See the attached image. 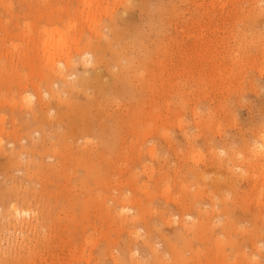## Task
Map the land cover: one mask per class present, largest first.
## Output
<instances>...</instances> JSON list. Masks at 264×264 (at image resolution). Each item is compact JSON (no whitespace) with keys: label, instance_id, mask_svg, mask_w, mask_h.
I'll return each mask as SVG.
<instances>
[{"label":"rangeland","instance_id":"374dc122","mask_svg":"<svg viewBox=\"0 0 264 264\" xmlns=\"http://www.w3.org/2000/svg\"><path fill=\"white\" fill-rule=\"evenodd\" d=\"M85 1L0 0V206L18 196V207L31 208L27 263L264 264V0ZM51 37L56 66L69 68L66 82L48 73ZM66 53L73 63L63 62ZM15 147L28 153L19 164ZM6 221L0 217V264L25 263L12 249L24 237L8 234ZM189 225L202 230L192 235Z\"/></svg>","mask_w":264,"mask_h":264},{"label":"bare ground","instance_id":"6f19581e","mask_svg":"<svg viewBox=\"0 0 264 264\" xmlns=\"http://www.w3.org/2000/svg\"><path fill=\"white\" fill-rule=\"evenodd\" d=\"M86 1H87V0H86ZM86 1H85V3H86ZM88 1H90V0H88ZM89 3H90V2H89ZM91 4H92V3H91ZM84 5H85V4H84ZM87 5H88V3H87ZM86 7L88 8L89 6H86ZM90 8H91V7H90ZM9 10H10V9H9ZM90 10H91V9H90ZM12 11H14V10H12ZM85 11H86V10H85ZM91 11H93V9H92ZM260 12H261V13H264V10H261ZM11 13L13 14V12H10V14H11ZM15 13H16V12H15ZM89 13H90V12H89ZM89 13H88V14H89ZM47 14H48V13H47ZM257 14H259V13H257ZM49 15H50V14H49ZM56 15H57V14H56ZM62 15H63V14H62ZM16 16H17V15H16ZM53 16H54V14H53ZM45 17H46V16H45ZM49 17H50V16H49ZM63 18H64V17H63ZM62 20H63V19H62ZM53 22H54V21H53ZM55 22H56V21H55ZM70 22H71V21H70ZM91 23H92V25H93L94 21L92 22V20H91ZM69 25H70L71 27L74 26V24H71V23H70ZM44 26H45V25H44ZM93 30H94V29H93ZM43 31H44L47 35L53 36L56 32H60V29L57 28V27H54V28H51V29H48V28L45 27V28L43 29ZM56 45H57V44H56L55 41H53L52 37H51L49 40L44 41V50H45V53L48 55V56L46 57V60H47V63H48V65H49V69L47 68V70H48V73L50 72L49 74H52V75L58 76L60 79H62V81L66 82V78H65V77L68 76V74L66 73V71H64V67H65V69L67 68V67H66V64L62 65V64H63L62 61H61V60H58L57 63H58V64L60 63L62 66H56V65H57V64H56V57H57V56L55 55V52H54V53H50V52H49V47L52 46L53 48H55ZM107 46H108V45H107ZM110 52H111V51H110ZM103 57H104V56H103ZM115 57H116V56H115ZM65 60H66V61H63V62H65V63H73V62H71V59H70V53H66V55H65ZM116 61H117V60H116ZM111 65H112V64H111ZM121 68H122V66H121ZM67 69H69V68H67ZM121 70H122V69H121ZM125 71H126V70H125ZM48 73H47V74H48ZM114 73H116V72H114ZM125 74H126V73H125ZM46 77H47V76H46ZM117 77H118V75H117ZM49 78H50V77H49ZM51 78H52V77H51ZM55 78H56V77H55ZM120 78H121V77H120ZM125 78H126V77H125ZM117 79H118V78H117ZM126 79H127V78H126ZM56 81H57V80H56ZM56 81H55V82H56ZM58 81H59V80H58ZM129 81H130V80H129ZM46 82H47V81H46ZM48 82H49V81H48ZM52 82H53V81H52ZM127 82H128V80H127ZM35 83H36V82H35ZM50 83H51V82H50ZM32 85L34 86V84H32ZM44 85H45V83H44ZM47 87H48V86H47ZM53 87H54V86H53ZM71 87H73V88L76 87V83H71V84H70V88H71ZM1 88H2V87H1ZM34 89H35V88H34ZM36 89H37V88H36ZM39 89H40V88H39ZM71 89H72V88H71ZM1 90H2V89H1ZM20 90H21V89H20ZM22 90H23V88H22ZM113 91H114V90H113ZM28 92H29V91H28ZM38 92H39V91H38ZM50 92H51V91H50ZM99 92H100V91H99ZM24 93H25V91H24ZM52 93H54V92H52ZM72 93H73V92H72ZM72 93H71V94H72ZM100 93H101V92H100ZM0 94H1V93H0ZM40 94H41V93H40ZM50 94H51V93H50ZM91 94H92V93H91ZM22 95H23V94H22ZM42 95H43V93H42ZM53 95H54V94H53ZM56 95H57V94H55V96H56ZM58 95H59V94H58ZM72 95H73V94H72ZM72 95H71V96H72ZM87 95H89V94H87ZM102 95H103V94H102ZM40 96H41V95H40ZM105 96H106V95H105ZM110 96H111V95H110ZM52 97H53V96H52ZM56 97H57V96H56ZM87 97H88V96H87ZM100 97H101V96H100ZM113 97H114V96H113ZM22 98H23V97H22ZM24 98H25V97H24ZM61 98H62V97H61ZM61 98H60V99H61ZM67 98H68V97H67ZM72 98H73V97H72ZM42 99H43V98H42ZM48 99H49V98H48ZM74 99H75V98H74ZM43 100H45V99H43ZM62 100H65V99L62 98L61 101H62ZM86 100H87V99H86ZM25 101H26V100H25ZM40 101H41V100H40ZM45 101H46V100H45ZM65 101H66V100H65ZM82 101H83V100H82ZM21 102H22V101H21ZM41 102H42V101H41ZM43 102H44V101H43ZM83 102H84V101H83ZM45 103H46V102H45ZM50 103H51V102H50ZM61 103H62V102H61ZM97 103H98V102H97ZM47 104H48V103H47ZM62 104H63V103H62ZM100 104H101V103H100ZM12 105H13V104H12ZM16 105H17V104H16ZM13 106H14V105H13ZM22 106H23V105H22ZM25 106H26V105L23 106L22 110L24 109ZM51 106H52V105H51ZM17 107H19V105H18ZM28 107H30V106H28ZM39 107H40V106H39ZM45 107L47 108V106H45ZM48 107H49V106H48ZM52 107H53V106H52ZM52 107H51V109H53ZM57 107H58V106H57ZM64 107H65V106H64ZM88 107H89V106H88ZM10 108H12V107H10ZM20 108H21V107H20ZM20 108H19V109H20ZM40 108H41V107H40ZM27 109H28V108H27ZM27 109H24V112H27V113H28V112L31 111L30 109H29L30 111H29V110H28V111H25V110H27ZM44 109H45V108H44ZM64 109H65V108H64ZM83 109H84V108H83ZM45 110H46V109H45ZM49 110H50V109H49ZM15 111H16V109H15ZM18 111H19V110H18ZM85 111H86V110H85ZM104 111H105V110H104ZM16 112H17V111H16ZM24 112H23V113H24ZM45 112H46V111H45ZM37 113H38V112H37ZM39 113H40V111H39ZM42 113H44V112H42ZM57 113H60V112H57ZM81 113L83 114V112H81ZM14 114H15V113H14ZM28 114H29V113H28ZM30 114H32V112H30ZM35 114H36V112H35ZM47 114H49V113H47ZM61 114H64V113H61ZM86 114H87V113H86ZM86 114H85V115H86ZM101 114H102V113H101ZM24 115H25V113H24ZM32 115H33V114H32ZM42 115H43V114H42ZM49 115H50V114H49ZM98 115H99V114H98ZM55 116H57V115H55ZM55 116H54V117H55ZM58 116H59V115H58ZM63 116H64V115H63ZM72 116H73V115H72ZM14 117H15V115H14ZM43 117H44V116H43ZM47 117H49V116L45 115V119H46ZM69 117H70V116H69ZM73 117H74V116H73ZM87 117H88V116H87ZM90 117H91V116H90ZM26 118H27V117H26ZM37 118H38V117H37ZM65 118H66V117H65ZM29 119H30V118H29ZM49 119H50V118H48L47 120H49ZM52 119H53V118H52ZM55 119H56V118H55ZM61 119H62V118H61ZM72 119H73V118H72ZM47 120H46V123H47L46 125H49L50 123H48L49 121H47ZM30 121H31V120H29L28 122H30ZM32 121H33V120H32ZM32 121H31V122H32ZM35 121H37V120H35ZM78 121H79V118H78L77 122H78ZM52 122H53V121H52ZM52 122H51V123H52ZM54 122H55V120H54ZM54 122H53V123H54ZM61 122H62V120H61ZM67 122H68V121H67ZM84 122H85V121H84ZM36 123H37V122H36ZM26 124H28V123H26ZM29 124H30V123H29ZM63 124H66V123H63ZM68 124H69V123H68ZM1 125H2V127H3V124H0V127H1ZM50 125H51V124H50ZM65 126H66V125H65ZM52 127H54V126H52ZM55 127H56V125H55ZM57 127H58V126H57ZM57 127H56L55 129H59V127H58V128H57ZM61 127H62V126H61ZM68 127H69V126H68ZM81 127H82V126H81ZM91 127H92V126H91ZM3 128H4V127H3ZM14 128H15V127H14ZM14 128L12 127V129H14ZM25 128H26V127H25ZM49 128H51V127L49 126ZM93 128H94V127H93ZM34 129H35V128H34ZM34 129L32 128V130H34ZM14 130H15V129H14ZM30 130H31V129H29L28 135H30L29 133H33V131H32V130L30 131ZM64 130H66V129H64ZM12 131H13V130H12ZM42 131H43V130H42ZM58 131H59V130H57V133H58ZM61 131H62V130H61ZM20 132H21V131H20ZM20 132H18V134H20ZM34 132H35V130H34ZM36 132H37V131H36ZM49 132H50V131H49ZM54 132H56V131L54 130ZM72 132H73V130H72ZM76 132H77V131H76ZM7 133H8V132H7ZM15 133H16V132H14V134H12V138H13L14 140L17 139V137H18V134H17V133H16L17 137H16V136H15V138L13 137V136L15 135ZM59 133H61V132H59ZM78 133H79V132H78ZM8 134H9V133H8ZM21 134H22V133H21ZM23 134H24V133H23ZM32 135H34V134H32ZM32 135H30V136H32ZM42 135H43V132H42ZM49 135H50V134H49ZM55 135H56V133H55ZM60 135H61V134H60ZM60 135H59V136H60ZM76 135H77V134H76ZM34 136H35V135H34ZM43 136H44V135H43ZM47 136H48V133H47ZM50 136H51V135H50ZM70 136H71V135H70ZM82 136H83V137H82ZM82 136H81L82 138L79 137V140H81V139L84 138V135H82ZM21 137H22V136H21ZM32 137H33V136H32ZM32 137H31V138H32ZM37 137H38V136H37ZM48 137H49V136H48ZM55 137H56V136H55ZM61 137H62V136H61ZM61 137H58V138H61ZM73 137H74V136H73ZM85 137H87V135H86ZM9 138H10V137H9ZM9 138H8V139H9ZM19 138H20V136L18 137V139H19ZM29 138H30V137H29ZM34 138H35V137H34ZM38 138H39V137H38ZM44 138H45V136H44ZM51 138H52V137H51ZM56 138H57V137H56ZM88 138H89V137H88ZM10 139H11V138H10ZM20 139H21V138H20ZM25 139H26V138H25ZM41 139H42V138H41ZM74 139H75V138H74ZM76 139H78V138H76ZM27 140H28V138H27ZM32 140H36V138H35V139H32ZM32 140L30 139L29 141H30V142H33ZM37 140H39V139H37ZM43 140H45V139H43ZM43 140H40V141L44 142ZM60 140H62V139H60ZM71 140H72V139H71ZM12 141H13V140H12ZM17 141L20 142V140H17ZM21 141H22V140H21ZM53 141H54V140H53ZM69 141H70V140H69ZM13 142H14V141H13ZM70 142H71V141H70ZM70 142H69V143H70ZM87 142H88V144H89V141H87ZM36 143H37V141H36ZM36 143H35V144H36ZM38 143L40 144V142H38ZM46 143H47V142H46ZM54 143H56V141H55ZM71 143H72V142H71ZM76 143H77V142H76ZM76 143H75V145H76ZM84 143H85V144H83V145L87 146V145H86V141H85ZM14 144H15V142H14ZM19 144H20V143H19ZM21 144H22V143H21ZM30 144H32V143H30ZM64 144H65V143H64ZM64 144H62V145H64ZM66 144H67V143H66ZM37 145H38V144H37ZM37 145H35V149H36V146H37ZM48 145H49V143H48ZM62 145H61V146H62ZM71 145L74 146L73 144H71ZM91 145H92V144H91ZM91 145L89 144L88 146H91ZM18 146L21 147L20 145H18ZM27 146H29V145H26V147H27ZM30 146L32 147V146H34V145L32 144V145H30ZM39 146H40V145H39ZM41 146H42V144H41ZM41 146H40V147H41ZM43 146H44V145H43ZM52 146H53V145H52ZM64 146H65V145H64ZM78 146H82V145H81V144H80V145L77 144V147H78ZM92 146H93V145H92ZM260 146H261V149H262V147H264V144H260ZM0 147H1V146H0ZM37 147H38V146H37ZM46 147H47V146H46ZM66 147H67V146H66ZM68 147H69V146H68ZM104 147H105V146H104ZM15 148H16V147H15ZM15 148H14L13 154H14L15 158L18 157V161H16V162L19 164V161L21 162V160H19L20 156L22 157L23 155L28 154V153H26V151L20 153V150H22V148H24V147H21V149L18 148V147H17L16 149H15ZM73 148H74V147H73ZM79 148H82V147H79ZM83 148H84V147H83ZM86 148H87V147H86ZM86 148H85V149H86ZM92 148H95V147H92ZM17 149H20V150L18 151ZM29 149H30V147H29ZM37 149H38V148H37ZM42 149H43V147H42ZM47 149H48V148H47ZM47 149H46V151H47ZM52 149H53V151H54V148H53V147H52ZM16 150H17V151H16ZM26 150H27V149H26ZM33 150H34V149H33ZM69 150H70V149H69ZM69 150H68V151H69ZM77 150H80V149H77ZM81 150H82V149H81ZM86 150H87V149H86ZM91 150H92V149H91ZM91 150L88 149V152H90ZM94 150H95V149L92 150V151H93V154H94ZM1 151H2V150H1ZM1 151H0V152H1ZM5 151H7V150H5ZM5 151H3L2 153H4ZM10 151H11V149H10ZM15 151H16V152H15ZM23 151H24V149H23ZM35 151H36V150H35ZM53 151H52V153H53ZM55 151H57V150H56V147H55ZM84 151H85V150H84ZM7 152H8V151H7ZM7 152H6V153H7ZM38 152H39V149H38ZM38 152H37V154H38ZM48 152L51 153V149H50V151H48ZM48 152H47V153H48ZM58 152H59V151H58ZM73 152H74V151H73ZM263 152H264V151H263ZM2 153H1V154H2ZM23 153H24V154H23ZM32 153H33V151H32ZM42 153H43V152H42ZM42 153H40V154H42ZM54 153H56V152H54ZM75 153H76V151H75ZM78 153H80V152H77L76 155H78ZM81 153H82V151H81ZM85 153H86V152H85ZM91 153H92V152H90L89 154L91 155ZM98 153H99V152H98ZM10 154H11V153H10ZM30 154H31V153H30ZM57 154H58V153H57ZM57 154H56V155H57ZM93 154H92V155H93ZM95 154H96V153H95ZM6 155H7V154H6ZM11 155H12V154H11ZM32 155H35V154H32ZM38 155H39V154H38ZM48 155H49V154H48ZM51 155H52V154H51ZM98 155H99V154H98ZM36 156H37V155H36ZM36 156H35V157H36ZM49 156H50V155H49ZM49 156H48V158H49ZM61 156H62V155H61ZM61 156L59 155V157H61ZM68 156H69V155H68ZM73 156H74V155H73ZM78 156H79V155H78ZM262 156H264V155H261V157H262ZM29 157H30V156H29ZM37 157H38V156H37ZM51 157L53 158V156H51ZM56 157L58 158V156H56ZM56 157H55V158H56ZM70 157H72V156H70ZM82 157H83V155H82ZM86 157H87V156H86ZM89 157H90V156H89ZM7 158H8V157H7ZM43 158H45V156H44ZM48 158H45V159L47 160ZM63 158H64V155H63L62 159H63ZM74 158H75V157H74ZM74 158H73V159H74ZM80 158H81V157H80ZM91 158H92V157H91ZM32 159L34 160L33 157H32ZM59 159H60V158H59ZM87 159H88V158H87ZM87 159H85V160H87ZM228 159H229V158H228ZM7 160H8V159H6V161H7ZM29 160H30V158H29ZM46 160H45V162H46ZM55 160H56V159H54L53 161H55ZM70 160H71V159H70ZM75 160H76V158H75ZM83 160H84V159H82V160H80V161L82 162ZM88 160H89V159H88ZM231 160H232V159H231ZM31 161H32V160H31ZM31 161H30V162H31ZM48 161H49V160H48ZM62 161H63V160H62ZM64 161H65V160H64ZM64 161H63V164H67V162L64 163ZM80 161H79V159H78V162H79V163H80ZM220 161H221V160H220ZM28 162H29V161H28ZM39 162L41 163V161H39ZM39 162L37 161V163H39ZM45 162L43 163V165L46 164V163L49 164L50 161H49V162H46V163H45ZM57 162H58V160H56V164H57ZM78 162L76 161L75 163H78ZM89 162H91V161H89ZM34 163H36V162H34ZM37 163H36V164H37ZM52 163H53V162H52ZM68 163H71V162L68 161ZM73 163H74V162H73ZM73 163H72V164H73ZM83 163H85V161H83ZM86 163H87V161H86ZM234 163H235V162H234ZM20 164H21V163H20ZM28 164H29V163H28ZM28 164H27V165H28ZM30 164H31L32 166L34 165L33 163H30ZM50 164H51V162H50ZM50 164H49V165H50ZM59 164H61V163H59ZM15 165H16V164H15ZM41 165H42V164H41ZM43 165H42V166H43ZM49 165H48V166H49ZM51 165L55 167V163H54V165H53V164H51ZM51 165H50V166H51ZM68 165H69V164H68ZM74 165H75V164H74ZM80 165H81V163H80ZM83 165H84V164H83ZM83 165H82V166H83ZM87 165H88V164H87ZM87 165H86V166H87ZM217 165H218V164H217ZM32 166H31V167H32ZM35 166H37V165H35ZM39 166H40V164H39ZM39 166H38V168L40 169L41 167H39ZM46 166H47V165H45V167H46ZM52 166H51V167H52ZM56 166H57V165H56ZM219 166H220V165H219ZM28 167H29V166H28ZM45 167H44V168H45ZM51 167H50V168H51ZM59 167H61V166H59ZM63 167H65V165H64ZM66 167H68V166H66ZM66 167H65V169H67ZM75 167H76V165H75ZM80 167H81V166H80ZM90 167H92V166H90ZM93 167H94V166H93ZM35 168H36V167H35ZM47 168H48V167H47ZM52 168H53V167H52ZM68 168H69V167H68ZM70 168H71V167H70ZM70 168H69V169H70ZM17 169H18V167H17ZM17 169H16V170H17ZM27 169H29V168H27ZM36 169H37V168H36ZM39 169H38V170H39ZM55 169H57V168L55 167ZM58 169H59V168H58ZM75 169H76V168H75ZM81 169H82V167H81ZM89 169H90V168H89ZM96 169L98 170L97 167H96ZM99 169H100V168H99ZM101 169H102V168H101ZM10 170H11V169H10ZM12 170H14V169L12 168ZM19 170H20V169H19ZM32 170H33V169H32ZM63 170H64V169H63ZM67 170H68V169H67ZM79 170H80V169H79ZM90 170H92V168H91ZM93 170H94V169H93ZM97 170H96V171H97ZM43 171L46 172L45 170H42V172H43ZM51 171H52V170H51ZM60 171H61V169H60ZM60 171H58V173H59ZM65 171H66V170H65ZM68 171H69V170H68ZM70 171H71V170H70ZM98 171H99V170H98ZM100 171H101V170H100ZM100 171H99V173H100ZM33 172H34V171H33ZM53 172H54V170H53ZM61 172H62V171H61ZM88 172H89V171H88ZM93 172H95V171H93ZM93 172H92V173H93ZM103 172H104V170H103ZM193 172H194V171H193ZM197 172H198V171H197ZM28 173H29V171H28ZM37 173H38V172H37ZM40 173H41V171H40ZM54 173H55V172H54ZM58 173H57V174H58ZM77 173H78V172H77ZM32 174H33V173L31 172V174H30L29 176H32V177H33V175H34L35 173H34L33 175H32ZM45 174H46V173H44V177H45ZM48 174H50V172H48ZM48 174H46V175H47V178H48L49 176L52 175V174H50V175L48 176ZM68 174H69V173H68ZM71 174H72V173H71ZM73 174H76V172L73 173ZM95 174H96V173H94V175H95ZM97 174H98V172H97ZM197 174H199V172H198ZM197 174H196V175H197ZM35 175H36V174H35ZM62 175L65 176V173L63 172ZM100 175H101V173H100ZM27 176H28V175H27ZM52 176H53V175H52ZM52 176H51V177H52ZM74 176H75V175H74ZM85 176H86V175H85ZM96 176H97V175H96ZM96 176H93V177H96ZM101 176H102V175H101ZM197 176H198V175H197ZM205 176H206V175H205ZM22 177H23V176H22ZM34 177H36V176H34ZM37 177L39 178V176H37ZM60 177H61V176H60ZM67 177H68V176H67ZM67 177H66V179H67ZM69 177H70V176H69ZM72 177H73V176H72ZM72 177H71V178H72ZM83 177H84V176H83ZM91 177H92V176H91ZM98 177H99V175H98ZM17 178H18V177H17ZM25 178H26V177H25ZM42 178H43V177H42ZM45 178H46V177H45ZM47 178H46V179H47ZM52 178H53V177H52ZM52 178H51V179H52ZM54 178H55V177H54ZM56 178H57V177H56ZM87 178H88V177H87ZM15 179H16V178H15ZM30 179H31V178H30ZM43 179H44V178H43ZM46 179H45V180H46ZM48 179H49V178H48ZM66 179H65V180H66ZM77 179H78V178H77ZM79 179H80V178H79ZM92 179H93V178H92ZM94 179H95V178H94ZM97 179H98V178H97ZM97 179H96V180H97ZM102 179H103V178H102ZM27 180H28V179H27ZM49 180H50V179H49ZM49 180L47 181V183H48V182H51V180H50V181H49ZM65 180H64V181H65ZM74 180H75V179H74ZM80 180H81V179H80ZM98 180H101V179H98ZM9 181H10V180H9ZM15 181H16V180H15ZM52 181H53V180H52ZM54 181H55V183H56V180H54ZM54 181H53V184H55ZM71 181H72V180H71ZM0 182H1V181H0ZM28 182H29V181H28ZM37 182H38V181H37ZM40 182H41V181H40ZM57 182H59V181L57 180ZM69 182H70V181H69ZM79 182H80V181H79ZM82 182L85 184V182H84L83 180L81 181V183H82ZM87 182H88V181H87ZM2 183L4 184V182H2ZM2 183H1V185H3ZM11 183H13V182H11ZM24 183L26 184V182H24ZM29 183H30V182H29ZM43 183H44V182H43ZM45 183H46V181H45ZM51 183H52V182H51ZM67 183H68V182H67ZM76 183H77V182H76ZM81 183H80V186H82ZM92 183H93V182H92ZM96 183H97V182H95L94 184H96ZM7 184H8V183H7ZM7 184H6V186H7ZM14 184H16V182H15ZM17 184H18V182H17ZM31 184H33V183L31 182ZM31 184H29V186H31ZM53 184H51V185H53ZM86 184H87V183H86ZM88 184H89V183H88ZM4 185H5V184H4ZM12 185H13V184H12ZM46 185H48V184H46ZM46 185H45V187H46ZM62 185H63V184H62ZM74 185H76V184H74ZM74 185H73V184L71 185V190H72V186L74 187ZM16 186H17V185H16ZM16 186H15V187H16ZM29 186H28V189H27L26 192H28V191L31 192ZM39 186H40V185H39ZM43 186H44V185H43ZM48 186H50V185H48ZM53 186H54V185H53ZM63 186H64V185H63ZM65 186L67 187V185H65ZM80 186H78V188H79ZM1 187H3V186H1ZM1 187H0V189H1ZM13 187H14V186H13ZM17 187H18V186H17ZM19 187H20V183H19ZM32 187H33V186H32ZM32 187H31V190H34V189H32ZM34 187L36 188V186H34ZM66 187H65V189H66ZM84 187H85V186H84ZM89 187H90V186H89ZM89 187H88V188H89ZM206 187H207V186H206ZM5 188H6V187H5ZM11 188H12V187H11ZM40 188H42V186H40ZM55 188H56V186H55ZM55 188L52 189V190H55ZM57 188H60V186L57 185ZM57 188H56V189H57ZM198 188H199V187H198ZM19 189H20V188H19ZM36 189H37V188H36ZM43 189H44V187H43ZM43 189H41V191H42ZM50 189H51V188H50ZM60 189H62V190H60V193H61V191L64 192V190H65V189L63 190L62 187H61ZM76 189H77V188H76ZM80 189H81V187H80ZM83 189H84V188H83ZM83 189H82V190H83ZM186 189H187V188H186ZM189 189H190V188H189ZM189 189H188V190H189ZM11 190H12V189H11ZM16 190H17V189H16ZM45 190H46V188H45ZM45 190H44L43 192H45ZM52 190H50V191H52ZM66 190H67V189H66ZM68 190L70 191V186H69V189H68ZM188 190H187V191H188ZM191 190H192V189H191ZM205 190H206V189H205ZM2 191H3V189L1 190V192H2ZM14 191H15V190H14ZM35 191H36V190H35ZM38 191L40 192V190H38ZM38 191H37V192H38ZM46 191H48V190H46ZM58 191H59V190H58ZM58 191H55V194H57L56 192H58ZM79 191H80V190H79ZM79 191H78V192H79ZM196 191H197V190H196ZM9 192H10V191H9ZM11 192H12V191H11ZM32 192H33V191H32ZM53 192H54V191H52V194H53ZM122 192H124V191H122ZM199 192H200V190H199ZM209 192H210V191H209ZM13 193H14V192H13ZM47 193H48V192H47ZM49 193H50V192H49ZM60 193H58V196H59ZM65 193H66V191H65ZM80 193H82V192H80ZM192 193H193V192H192ZM203 193H204V192H203ZM16 194H17V192H16ZM22 194H23V193H22ZM30 194H31V193H30ZM37 194H39V193H37ZM41 194H42V195H40V196H42L41 198H44V197H43V196H44L43 193H41ZM200 194H201V193H200ZM4 195H5V194H4ZM23 195H24V194H23ZM25 195H26V193H25ZM31 195H32V194H31ZM46 195H47V194H46V192H45V197H46ZM49 195L51 196V193H50ZM64 195H65V194H64ZM64 195H62L61 197H63ZM121 195H122V194H121ZM188 195H189V194H188ZM196 195H197V193H196ZM196 195H195V197H196ZM5 196H6V195H5ZM5 196H4V197H5ZM40 196H39V198H40ZM56 196H57V195H56ZM56 196H54V197L56 198ZM206 196H207V195H206ZM6 197H7V196H6ZM9 197H10V196H9ZM15 197H16V199H17L16 201L18 202L17 204H19V201H20V200H18L19 197H18V196H15ZM17 197H18V198H17ZM32 197H33V196H32ZM48 197H49V196H48ZM59 197H60V196H59ZM121 197H123V196H121ZM193 197H194V196H193ZM193 197H192V198H193ZM2 198H3V197H2ZM20 198H22V195H21ZM34 198H35V197H34ZM50 198H51V197H50ZM117 198H119V197H117ZM151 198H152V196H151ZM186 198H187V197H186ZM199 198H200V197H199ZM8 199H13V198H8ZM52 199H53V195H52ZM58 199H59V198H57V200H58ZM65 199H66V198H65ZM120 199H121V198H120ZM125 199L127 200L126 197H123V202H124ZM145 199H147V198H145ZM14 200H15V199H14ZM22 200H24V201L27 200V201H26L27 203L29 202V199L27 198V196H23ZM22 200H21V202H22ZM33 200H34V202H35V199H33ZM54 200H55V199H54ZM57 200H56V201H57ZM59 200H60V199H59ZM61 200H62V199H61ZM61 200H60V201H61ZM126 200H125V201H126ZM128 200H129V197H128ZM128 200H127V201H128ZM131 200H132V199H131ZM147 200H148V199H147ZM192 200H193V199H192ZM194 200H195V199H194ZM198 200H199V199H198ZM8 201H9V200H8ZM49 201H50V200H49ZM51 201H53V200H51ZM149 201H150V200H149ZM149 201H148V202H149ZM200 201H201V200H200ZM0 202L2 203V201H0ZM40 202H41V201H40ZM72 202H73V201H72ZM77 202H78V201H77ZM119 202H120V201H119ZM8 203H9V202H8ZM8 203H7V204H8ZM23 203H24V202H23ZM56 203H57V202H55L54 204H56ZM62 203H63V201H62ZM64 203H65V202H64ZM64 203H63V206H64ZM66 203H67V202H66ZM70 203H71V202H70ZM70 203H69V204H70ZM120 203H121V202H120ZM130 203H131V202H130ZM191 203H192V201H191ZM218 203H219V202H218ZM17 204H15V202H13V203H9L7 207H5L4 204H2L3 207L0 206V210H1V211H0V212H1V213H0V214H1L0 217H2V220L4 219V220H7L6 222H8V223H7V228H6L8 234H9V232H12V233H14V234H17V233H18V234H20L21 236L23 235V237H24V235L26 234L25 232H26L28 229H32V228L35 227V223H34L33 221H28V218H24V216L26 217L27 215H30V218H32L31 216H33V215H31L32 213L30 214V212H29V211L31 210V208H30V210L28 211L27 209H26V210H25V209H22V208H21L22 205H21V206L19 205V207H18ZM41 204H42V203H41ZM45 204H46V202H45ZM45 204H44V205H45ZM49 204H50V203H49ZM58 204H60V203H58ZM74 204H75V201H74ZM80 204H81V203H80ZM83 204L85 205L86 203H83ZM183 204H184V203H183ZM193 204H194V203H193ZM196 204H199V203H197V200H196ZM29 205H30V203H29ZM123 205H124V203H123ZM123 205H122V207H121L122 209H124V208L127 207V206L124 207ZM128 205H129V202H128ZM202 205H203V204H202ZM36 206H37V207H38V206L40 207V204H38V205H36ZM45 206H46V205H45ZM50 206L52 207L51 204H50ZM50 206H49V209H50ZM53 206H55V205H53ZM118 206H119V205H118ZM182 206H183V205H182ZM191 206H192V205H191ZM196 206H198V205H196ZM199 206H200V205H199ZM223 206H224V205H223ZM28 207H29V206H28ZM31 207H32V206H31ZM42 207H43V206H42ZM42 207H41V208H42ZM46 207H47V206H46ZM60 207H61V205H60ZM73 207H74V206H73ZM77 207H78V206H77ZM79 207H80V206H79ZM143 207H144V206H143ZM146 207H147V206H146ZM25 208H26V207H25ZM35 208H36V207H35ZM52 208H53V207H52ZM52 208H51V209H52ZM56 208H57V206H56ZM56 208H55V209H56ZM64 208H65V207H64ZM64 208H61V209H64ZM71 208H72V207H71ZM163 208H164V207H163ZM188 208H189V205H188ZM222 208H223V207H222ZM44 209H45V208H44ZM51 209H50V210H51ZM66 209L68 210V207H67V206H66ZM79 209H80V208H79ZM144 209H145V207H144ZM220 209H221V208H220ZM32 210H36V209L33 208ZM45 210H46V209H45ZM64 210H65V209H64ZM141 210H142V209H141ZM141 210H140V212H141ZM166 210H167V209H166ZM199 210H200V209H199ZM205 210H206V209H205ZM205 210H204V211H205ZM208 210H209V209H208ZM40 211H41V209H40ZM40 211H39L38 213H40ZM48 211H49V210H48ZM51 211H53V210H51ZM73 211H74V210H73ZM107 211H109V210H107ZM144 211H145V210H144ZM204 211L202 210V212H204ZM35 212H36V211H35ZM42 212H43V211H42ZM162 212H163V211H162ZM162 212H161V213H162ZM168 212H169V211H168ZM173 212H174V211H173ZM205 212H206V211H205ZM208 212H209V211H208ZM212 212H213V211H212ZM217 212H218V211H217ZM157 213H158V211H157ZM184 213H185V212H184ZM199 213H200V211H199ZM213 213H215V212H213ZM41 214H42V213H41ZM44 214H45V213H44ZM74 214H75V212H74ZM48 215H49V212H48ZM75 215H76V214H75ZM200 215H201V214H200ZM203 215H204V214H203ZM206 215H207V214H206ZM211 215H212V214H211ZM138 216H141V215H138ZM162 216H163V214H162ZM187 216H188V215H187ZM187 216H185V217H187ZM190 216H191V215H189V218H190ZM204 216H205V215H204ZM216 216H217V215H216ZM218 216H219V215H218ZM40 217H41V215H40ZM75 217H76V216H75ZM141 217L143 218L144 216H141ZM185 217H184V218H185ZM35 218H36V216H35ZM41 218H42V217H41ZM55 218H56V217H55ZM78 218H79V217H78ZM139 218H140V217H139ZM142 218H141V219H142ZM198 218H199V217H198ZM211 218L213 219V217H211ZM219 218H220V217H219ZM52 219H53V218H52ZM135 219H136V218H135ZM161 219H162V218H161ZM173 219H174V218H173ZM220 219H221V218H220ZM232 219H233V218H232ZM33 220H34V217H33ZM43 220H44V219H43ZM170 220L172 221V219H170ZM183 220H184V219H183ZM187 220H188V219H187ZM201 220H202V218H201ZM201 220H199V221H201ZM215 220H216V219H215ZM238 220H239V219H238ZM159 221H160V220H159ZM162 221H163V220H162ZM188 221H190V219H189ZM188 221H186V222H188ZM211 221H213V220H211ZM216 221H217V220H216ZM41 222H42V221H41ZM41 222H40V220H39V223H41ZM123 222L125 223V225H126L127 223H128L127 225H129V224H131L133 221H132V222L130 221V222H131V223H130L128 220H126V221L124 220ZM144 222H145V221H144ZM151 222H152V221H151ZM154 222H155V221H154ZM157 222H158V220H157ZM181 222H182V221H181ZM181 222H180V225H181ZM201 222H203V221H201ZM223 222H224V221H223ZM48 223H50V221H49V222L47 221V224H48ZM133 223H135V222H133ZM166 223H168V222H166ZM169 223H170V221H169ZM190 223H192V225H193V221H192V222L190 221ZM207 223H209V222H207ZM232 223H233V222H232ZM232 223H231V224H232ZM2 224H3V223H2ZM2 224H1V225H2ZM43 224H44V223H43ZM155 224H156V222H155ZM157 224H158V223H157ZM157 224H156V225H157ZM183 224H184V223H183ZM186 224H187V223H186ZM212 224H213V222L211 223V225H212ZM216 224H217V223H216ZM216 224H215V225H216ZM5 225H6V223H5ZM132 225H133V224H132ZM150 225H152V224H150ZM156 225H155V226H156ZM159 225H160V223H159ZM187 225H188V224H187ZM187 225H186V226H187ZM38 226H39V225H38ZM160 226H161V225H160ZM183 226H184V225H183ZM190 226H191V225H189V227H190ZM201 226H202V225H201ZM213 226H214V224H213ZM216 226H217V225H216ZM2 227H3V226H2ZM4 227H5V226H4ZM184 227H185V226H184ZM189 227H188L187 229H189ZM191 227H193V226H191ZM156 228H157V226H156ZM156 228H155V229H156ZM181 228H182V227H181ZM223 228H224V227H223ZM34 229H36V227H35ZM159 229H160V228H159ZM178 229H179V227H178ZM190 229H193V232H194V233L191 232V233H193L192 235H194V234H199L200 231L202 230L198 225H195V227L190 228ZM39 230H40V229H39ZM45 230H46V229H45ZM162 230H163V229H162ZM179 230H180V229H179ZM185 230H186V229H185ZM185 230H184V231H185ZM4 231H5V230H4ZM28 231H29V230H28ZM35 231H36V230H35ZM49 231H50V230H48V232H49ZM157 231H158V230H157ZM175 231H176V229H175ZM191 231H192V230H191ZM216 232H217V231H216ZM12 233H11V234H12ZM24 233H25V234H24ZM33 233H34V232H33ZM49 233H50V232H49ZM159 233H160V232H159ZM178 233H179V232H178ZM186 233H187V232H186ZM8 234H7V235H8ZM40 234H41V233H40ZM12 235H13V234H12ZM20 235H19V236H20ZM28 235H29V234H28ZM37 235L39 236V234H37ZM42 235H43V234H42ZM44 235H45V234H44ZM50 235H51V234H50ZM179 235H180V234H179ZM13 236H14V235H13ZM35 236H36V235H35ZM38 236H37V237H38ZM51 236H52V235H51ZM186 236H187V235H186ZM202 236H203V235H202ZM15 237L17 238V235H16ZM40 237H41V236H40ZM49 237H50V236H49ZM49 237H48V238H49ZM194 237H195V236H194ZM196 237H197V236H196ZM11 238H12V236H11ZM11 238H10V239H11ZM16 238H15V239H16ZM19 238H20V237H19ZM19 238H18V239H19ZM35 238H36V237H35ZM41 238H42V237H41ZM168 238H171V237H168ZM173 238L175 239V237H173ZM21 239H22V238H21ZM30 239H31V238H30ZM110 239H111V238H110ZM177 239H178V238H177ZM183 239H184V238H183ZM191 239H192V238H191ZM197 239H198V237H197ZM16 240H17V239H16ZM39 240H40V238H39ZM10 241H12V239H11ZM10 241H9V242H10ZM25 241H26V238L24 237V238L22 239L21 243L19 242L20 245L15 244L16 246L14 245V246L12 247V249H14V253H15L16 251H19V254H18V253H16V254H18V257H20L21 259H24V260H25L26 257H28V256H27L28 253H29V252L31 253V250H27L28 253L24 250V249L26 248V247H24L25 244H23ZM27 241H28V240H27ZM29 241H30V240H29ZM34 241H35V239H34ZM36 241H37V240H36ZM42 241H43V239H42ZM111 241H112V240H111ZM196 241H197V240H196ZM196 241H195V242H196ZM235 241H236V240H235ZM171 242H172V241H171ZM230 242H231V241H230ZM11 243H12V242H11ZM15 243H16V241H15ZM37 243H38V242H37ZM166 243H167V242H166ZM179 243H180V242H179ZM111 244H112V243H111ZM128 244H129V243H128ZM128 244H127V245H128ZM28 245H29V244H28ZM107 245H108V244H107ZM166 245H167V244H166ZM236 245H237V243H236ZM7 246H8V244H7ZM32 246H34V243H33ZM37 246H38V245H37ZM27 247L29 248V246H27ZM174 247H175V246H174ZM10 248H11V247H10ZM10 248L8 247V249H10ZM37 248H38V247H37ZM108 248H110V247H108ZM169 248H170V247H169ZM30 249H31V248H30ZM32 249H33V248H32ZM40 249H41V248H40ZM128 249H130V248H128ZM23 250L27 253V255H25L26 253H24ZM170 250H171V249H170ZM10 251H11V249H10ZM2 252H5V251H2ZM2 252H1V253H2ZM11 252H12V251H11ZM11 252H8V253L10 254ZM34 252H35V251H34ZM1 253H0V254H1ZM6 254H7V252H6ZM162 254H163V252H162ZM177 254H179V252H178ZM1 255H2V254H1ZM1 255H0V256H1ZM11 255H13V254L11 253ZM11 255H9V256L11 257ZM34 255H35V254H34ZM111 255H112V254H111ZM126 255H127V254H126ZM165 255H166V254H165ZM24 256H26V257H24ZM156 256H158V254H156ZM159 256H160V255H159ZM159 256H158V257H159ZM174 256H175V255H174ZM10 257H9V258H10ZM15 257H17V256L15 255ZM33 257H34V256H33ZM50 257H51V256H50ZM126 257H127V256H126ZM128 257L130 258L129 255H128ZM3 258H4V257H3ZM3 258H2V259H3ZM6 258H8V257H6ZM6 258H5V261L8 260V259H6ZM20 258H18L19 261H21ZM29 258H30V257H29ZM2 259H1V260H2ZM11 259H12V258H11ZM11 259L8 260L7 262H9V261L11 262ZM13 259H14V258H13ZM16 259H17V258H16ZM16 259H15V260H16ZM31 259H33V258H31ZM46 259H47V258H46ZM127 259H128V258H127ZM158 259H160V258H158ZM158 259H157V261H158ZM165 259H166V258H165ZM168 259H169V258H168ZM1 260H0V261H1ZM3 260H4V259H3ZM28 261H29V260H28ZM164 261H168V260H164ZM169 261H170V259H169ZM171 261H173V260H171ZM7 262H6V264H7ZM10 262H9V263H10ZM12 262H13L14 264H16L17 260H16V262L12 260ZM12 262H11L10 264H12ZM0 263H1V262H0ZM2 263H4V262H2ZM17 263H18V262H17ZM21 263H22V262H21ZM21 263H19V264H21ZM25 263L28 264V263H27V258H26ZM25 263H22V264H25ZM29 263H30V262H29ZM165 263H166V262H164V264H165ZM168 264H169V263H168ZM249 264H250V263H249Z\"/></svg>","mask_w":264,"mask_h":264}]
</instances>
